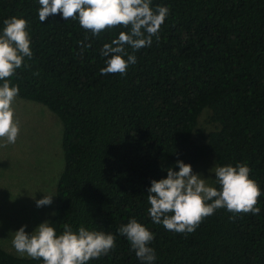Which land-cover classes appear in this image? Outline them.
Listing matches in <instances>:
<instances>
[{
    "label": "trees",
    "instance_id": "trees-1",
    "mask_svg": "<svg viewBox=\"0 0 264 264\" xmlns=\"http://www.w3.org/2000/svg\"><path fill=\"white\" fill-rule=\"evenodd\" d=\"M155 5L170 8L160 39L138 50L137 63L121 76L99 73V50L121 26L92 37L59 13L41 23L36 0H0V28L14 15L29 22L33 56L10 77L18 97L43 105L62 124L64 169L49 221L58 232L70 223L116 234L135 217L155 234L156 264H264V0ZM205 111L216 126L206 137L199 130ZM211 155L219 165L248 164L262 189L261 212L217 209L191 233L153 224L151 180L165 178L177 160L194 169ZM115 243L88 264H140L124 236ZM0 264L43 262L0 245Z\"/></svg>",
    "mask_w": 264,
    "mask_h": 264
},
{
    "label": "clouds",
    "instance_id": "clouds-1",
    "mask_svg": "<svg viewBox=\"0 0 264 264\" xmlns=\"http://www.w3.org/2000/svg\"><path fill=\"white\" fill-rule=\"evenodd\" d=\"M36 3L41 23L59 13L62 19L78 21L92 37L117 25L125 29L100 48L105 65L100 68V75L124 76L128 67L137 63L135 53L150 47L153 37L160 39L161 26L170 14L167 5L153 6V0H36ZM31 43L29 22L23 16L4 19L0 28V141L7 144H14L20 132L13 107L20 89L10 77L17 69L29 67L26 61L33 56ZM87 46L81 43L82 48ZM3 146L0 142V147ZM165 170L167 176L151 180L147 189L150 205L147 213L153 224H161L168 231L191 233L204 217L221 208L233 214L261 212L257 202L262 189L250 178L251 169L246 162L217 163L209 169L215 174L214 179L194 172L192 165L183 160ZM53 196L44 193L35 200L36 206L51 205ZM60 227L62 231L58 232L53 222L45 220L29 233L27 225H22L13 232L11 245L16 253L41 259L43 264H88L108 255L119 235L127 239L140 264H156L157 254L150 246L155 234L135 217L121 224L116 234L83 224L74 227L63 223Z\"/></svg>",
    "mask_w": 264,
    "mask_h": 264
},
{
    "label": "rangeland",
    "instance_id": "rangeland-1",
    "mask_svg": "<svg viewBox=\"0 0 264 264\" xmlns=\"http://www.w3.org/2000/svg\"><path fill=\"white\" fill-rule=\"evenodd\" d=\"M13 107L20 132L14 144L0 147V245L22 256L13 249V232L22 225L32 232L45 220H50L56 209V190L64 169L62 124L58 117L41 104L15 98ZM199 130L206 137L216 130L209 120V112L200 116ZM199 144L206 140L195 135ZM217 164L214 155L203 159L194 172L205 178H215L209 169ZM51 194V205L37 207L35 200L44 193ZM28 257L27 255H23Z\"/></svg>",
    "mask_w": 264,
    "mask_h": 264
}]
</instances>
